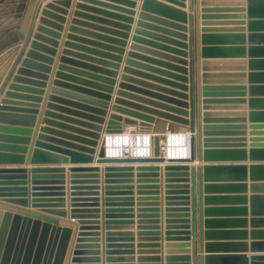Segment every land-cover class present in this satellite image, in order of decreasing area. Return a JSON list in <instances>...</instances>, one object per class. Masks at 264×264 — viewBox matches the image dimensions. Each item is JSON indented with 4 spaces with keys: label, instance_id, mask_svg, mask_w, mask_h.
<instances>
[{
    "label": "water",
    "instance_id": "95a60500",
    "mask_svg": "<svg viewBox=\"0 0 264 264\" xmlns=\"http://www.w3.org/2000/svg\"><path fill=\"white\" fill-rule=\"evenodd\" d=\"M247 1L248 34L245 31L209 30L207 27H203L201 34L203 112L199 107L197 118L192 79L193 62L189 51L190 45L187 43L189 40L187 22L192 13L185 10L187 7L186 0H144L145 8L168 16V19L158 20L178 30L171 31L177 35L175 39H168L171 41V45L159 44V46L180 57H171L175 64L166 63L171 69L157 67V65L131 58L127 60L124 71L189 92V95H182L181 93L171 95L148 91L120 82V87L130 86L133 90L160 101L145 100L146 105L125 101L121 98L124 95L123 91H118L112 105L114 113H110L107 119L95 113L78 111L49 103V107L82 117L91 123L81 121V124L77 125L76 123L64 124L46 119L49 124L60 125L67 130L76 132L77 135H71V133H66V135L77 141L61 140L60 142L66 145L65 148L38 142V147L29 150V155L26 156V146L15 147L6 142L19 141L27 143L29 137L12 135L5 133V131L30 134L31 129L5 126L1 125L0 122V164L23 163L25 161L34 164L52 161L108 164L104 168V193H106V196L122 188L123 190H130L134 185L128 184H134L136 181V194L140 196L136 202L138 206L136 235L139 242H154L162 239L160 194L161 190H164L166 224L163 236L167 241L185 242L187 250L170 251L164 254L163 264H196L197 221L199 223V245L206 252L205 255L200 256V264H250V259L253 260L251 264H264V255L249 257L245 253H220L229 250L246 252L249 247L253 250H264V215L250 214L249 205L250 201L255 198V195L251 196L249 194L250 191L252 194L264 191V145L257 143L248 145L246 137H240L245 135L247 127V125L239 122L241 121V117L238 115L241 114L240 111H233L235 117L228 118L221 116L224 115L223 111H216L217 109L210 107L213 102H241L244 100L245 92L248 89L250 95V121L264 122V0ZM64 3L67 4L68 2L65 1ZM245 3L244 0H201L202 6H241ZM22 6H19L20 10ZM56 8L58 7L55 6V3H48L43 9L42 15L44 18L48 16L58 17L51 11ZM141 17H149V15L141 13ZM44 18L41 19L42 23L47 22ZM43 30L46 29L42 26L38 27V33H35L31 50L28 51L22 67L27 65L36 66V63L31 61L33 58L51 61V58L36 52L37 49H44L48 52L53 51L39 41L45 39L49 43H53L52 40L47 39L40 33ZM135 40L141 39L135 37ZM247 41H249L248 45L246 44ZM246 54L248 55V73L243 68L244 66L239 65L231 68L234 71H227V68L215 70L220 68H214L209 61V58L215 57L235 56L246 58ZM109 56L117 58L112 54ZM244 60H237L236 63H244ZM108 64L113 67L118 66L115 63ZM61 67L67 68L64 65ZM70 70L98 79L100 83H92L97 91L80 89L84 90L87 95H76V93L70 91L55 90L89 102L101 108L98 111L104 113V110L110 107L112 98V95H110L112 87L107 84H113L114 78L110 75L88 73L81 69L70 68ZM24 72L28 71L24 68L18 69V75L13 80L14 83L22 79L20 74ZM247 76L249 79L248 85H246ZM14 83L10 84L8 90H14L17 87ZM12 95L11 91L5 93L0 101V112L6 110L37 112L36 109H24L9 105L10 101L7 98ZM227 96L235 98H224ZM123 115L127 117H123ZM230 119H237L234 120L237 123L224 122ZM160 121L164 122V126L169 125L170 122L188 126L190 133L189 156H169L167 158L165 153L167 139L164 133L165 129H154ZM127 126L138 128L140 133L148 136L151 152L147 156L131 154L128 151L125 155L119 156L108 153L109 139L112 136L123 134ZM47 129L55 131L47 127L44 128V130ZM102 130L107 134L106 136H104ZM40 136L51 138L43 133ZM54 151H59L60 155L54 153ZM196 157L204 164L197 167L190 165L189 163L195 161ZM226 161L233 162L224 163ZM159 163L165 165L161 167L158 165ZM109 164L137 165L135 167H125V165L113 167ZM69 170L72 173V178H82L81 176H83L94 179L97 178L100 168L70 167ZM65 171L64 167L0 168V201L18 206L17 211L0 207V264H21V262L22 264H31L32 261V264H40L43 258L46 260L49 258V262L54 259L53 264H62L68 248L69 235L72 232L70 226L58 227L48 220L43 222L42 219L36 218L32 221L34 230H32L28 239L25 254L21 261L24 243L20 245V242L22 238H26V232L24 235L23 228L18 230L16 222L20 220L23 223L26 221L31 222L30 219H27L26 208L28 207L35 208L39 213L46 212L63 218L69 216L64 198L58 197L63 196L64 193V187H60L59 184H64ZM28 178L30 179V187L28 186ZM40 179L58 180L60 182L48 186H39L37 183ZM161 182H163V185ZM73 184L71 187L70 218H77L80 228L77 232L76 243L69 264H96L99 261V257L95 256L98 254V246L93 245V243L91 245L85 243L88 241L86 240L88 235L84 233V230H86L85 226L89 224H98L96 221L89 222L85 218H87L86 214L88 212H98L95 209H89L91 207L88 206L98 201L96 198L100 187L98 183L76 185L79 183L74 181ZM76 192H88L87 196L91 197L81 199L76 197L79 196ZM110 198L108 197V204L111 202ZM81 202H85L86 205H80ZM86 208L88 209L85 210ZM22 214H25L26 217ZM110 214L112 213H108L107 217H111ZM90 218L97 217L91 216ZM41 225L43 230L37 240L38 228ZM51 229L62 230L63 236L58 246L56 242L51 240L45 253L46 241ZM108 235L110 236V234ZM90 236L97 235L92 234ZM249 237L251 238L250 242L248 241ZM107 238V241H110V237ZM191 245L192 249L190 251ZM110 248H112L111 243H107L106 264H110L109 262L115 260L114 257L110 256L112 250ZM123 248L125 249H122V253L130 255L120 259L125 262L123 264H136L134 263L136 260L134 249H131L130 245H125ZM85 254L93 256L88 257ZM53 255H55V258H53ZM193 257L194 263L192 262Z\"/></svg>",
    "mask_w": 264,
    "mask_h": 264
},
{
    "label": "crops",
    "instance_id": "0c3cea01",
    "mask_svg": "<svg viewBox=\"0 0 264 264\" xmlns=\"http://www.w3.org/2000/svg\"><path fill=\"white\" fill-rule=\"evenodd\" d=\"M62 1L68 2L65 4ZM127 1V2H125ZM164 1V0H161ZM241 6H202L201 0H186V11L192 13L187 25L189 27L187 35L189 40L187 43L190 45L189 51L192 59V79L194 87V100H195V115L197 118V110L200 107L202 111V30L203 27H207L209 30H222V31H245L248 32V1ZM48 3H55L56 9H52V13L58 15V17L42 15V11ZM81 4V5H79ZM22 9H19V6ZM79 5V6H78ZM124 8V10H122ZM207 10V11H203ZM141 13H146L149 17H141ZM62 17V19H61ZM46 19V23H42L41 19ZM158 19H168V16L163 15L155 10L147 9L144 7V0H1L0 2V101L5 96L7 91H11L13 95L7 98L9 105L18 106L24 109H36V113H30L26 111H1V125L23 127L31 129L30 134L27 133H11L12 135L29 137L27 143L23 142H6L12 146H26V156L29 155V150L35 149L38 142L53 145L55 147L65 148L66 145L60 142L63 141H77L70 138L66 133L71 135H77L76 132L67 130L65 127L49 124L46 119L57 121L58 123H76L81 121L91 123L82 117L69 114L65 111L59 110L54 107H49V103L68 107L78 111H86L88 113H95L108 118L112 111V105L114 97L117 96L118 91H123L124 95L121 96L125 101H132L136 103H142L146 105L145 100L160 101L151 96L139 93L129 87H120V82H125L128 85L140 87L148 91H155L159 93L173 94L181 93L189 95V92H184L176 88H172L165 84L143 78L136 74L125 72L124 68L127 66L128 59H135L151 65H157V67H164L169 69L166 63H174L171 57H180L168 52L161 45H171V41L168 39H175L176 34L171 31H178L171 26H168ZM42 26L44 29L40 33L53 41L49 43L45 39L39 40L42 45L50 47L53 51L48 52L44 49H37L36 52L51 58L48 62L42 58H33L31 61L36 63L34 65L23 66V61L26 59L27 53L31 50V43L34 41L35 33H38V27ZM23 34V38L21 35ZM135 37H139L141 40H135ZM22 38V39H21ZM249 41L246 42L248 45ZM115 55L117 58H112L109 55ZM246 58L238 57H215L209 58L210 65L214 68H220L215 70H223L227 68V71H234L236 65L244 66L246 73L249 72L248 55ZM189 59V58H188ZM245 59V60H244ZM243 61L241 64L236 61ZM108 63H115L116 67L109 65ZM64 65L67 68H62ZM134 67V66H131ZM24 68L28 72L20 74L21 80L14 83V77H16L18 69ZM72 69H81L88 73L99 75H110L114 78L113 84H107L112 87V98L110 100V107L104 110V113L99 112L101 108L83 101L78 97L68 96L55 89L62 91H70L76 93V95H87L84 90L97 91L95 85L92 83H100L98 79L89 77L87 75L75 73ZM135 69H139L134 67ZM163 68V69H164ZM171 69V68H170ZM62 73V75H61ZM246 85L249 84L248 76L246 78ZM17 85L14 90H8L10 84ZM244 100L238 101H220L213 102L210 107L217 109L216 111H223L222 113L228 118L235 117L233 111H240L238 114L241 117V124L247 125L244 136L247 140L246 143L251 145L257 143L264 145V122H251L249 118L250 104H249V90L245 92ZM235 98V97H224ZM200 100V102H199ZM203 112V111H202ZM237 115V114H236ZM123 117H127L123 115ZM230 119L224 121L229 124L237 123ZM239 120V119H238ZM81 124V123H80ZM75 125V124H74ZM47 127L55 131L44 130ZM135 129V130H134ZM154 129H165L164 133H187L188 126L176 122H170L169 125L164 126V122L160 121L155 125ZM44 134L48 137L40 136ZM104 133V130H102ZM125 133H129L131 136L136 134H142L138 131V128L127 126ZM107 134L104 133V136ZM237 137V136H230ZM256 140V142H255ZM9 150V149H8ZM14 151L15 149H10ZM59 154V151H54ZM60 155V154H59ZM197 160L190 165L198 166L204 164L203 161ZM233 161H226L224 163H231ZM249 163V161H247ZM108 164H98L96 162L91 163H72L71 161H52L43 163H32L25 161L23 163H3L0 164V168H27L33 167H64L66 169L65 176L63 178L64 184L60 187H64L63 196L68 209L69 216L67 218L51 215L46 212L39 213L35 208H26L27 219L31 222L17 221L18 230L23 228L24 235L26 232V238H22L20 245L23 244V252L21 261L25 254L28 239L34 230L32 221L36 218L50 221L53 225L70 226L72 232L68 239V248L63 258L62 264H69L71 253L76 243L77 232L80 225L78 219L70 218V205L72 199L71 187L74 185V181L79 183L76 185H86L82 183H98L100 189L98 190V201L90 204L89 209H95L98 212H88L85 218L87 221H96L98 224H89L85 226L84 233L86 236L85 243L97 245L99 261L96 264H106V245L111 243L110 256L115 260L109 262L110 264H123L120 259L125 256H130L122 253L125 245H130L134 249V256L136 264H163V255L170 251H186L187 247L185 242L167 241L163 236L165 217H164V203L165 194L164 190H161V231L162 239L154 242H139L137 241V199L140 197L136 194L135 184L130 190L119 189L111 192L109 196L104 193V168ZM113 167L124 166L135 167L137 164H109ZM158 165L165 164L159 163ZM70 167H99L97 178H72V173L69 170ZM198 179V175L196 174ZM56 179V178H55ZM137 179V176H136ZM28 186L30 187V179L28 178ZM60 182L58 180H41L38 181L39 186H48L52 183ZM163 185V182H161ZM131 187V186H130ZM83 191V190H80ZM85 191V190H84ZM81 199H86L88 192H76ZM255 198L250 201V214L264 215V191L252 194ZM51 197V196H42ZM108 197H111L110 204L107 202ZM147 197V196H141ZM198 198V187H197ZM198 202V200H197ZM1 208L18 210V206L10 204L8 202L0 201ZM83 203V204H82ZM80 205H86L85 202H81ZM94 205V206H93ZM86 207V206H81ZM23 209V208H22ZM86 208L85 210H87ZM93 213V214H92ZM108 213L111 217H107ZM22 216L26 217L25 214ZM95 216L97 218H90ZM197 217H198V204H197ZM197 221V248H196V264H200V256L205 255V249H201L199 245V230ZM250 229V228H248ZM43 230L42 225L38 228L37 240ZM96 234L97 236H90ZM110 234V236L108 235ZM108 235V236H107ZM62 230L51 229L48 233L46 250L50 241L59 242L62 238ZM93 237V238H91ZM110 237V241H107ZM64 238V237H63ZM92 240V242H91ZM95 240V241H93ZM251 241V238H248ZM192 249V245L189 248ZM220 253H245L249 257L252 255H264V250H253L249 247L246 252H240L235 250H229L227 252ZM192 254V252H191ZM50 255V254H49ZM34 256V254H33ZM45 256V255H44ZM85 256H93L91 254H85ZM55 258V255H53ZM253 260L250 259V264ZM33 262V261H32ZM31 262V264H32ZM43 258L40 264H53L54 259L49 263ZM192 262L194 263V257ZM22 264V262H21Z\"/></svg>",
    "mask_w": 264,
    "mask_h": 264
},
{
    "label": "bare ground",
    "instance_id": "6f19581e",
    "mask_svg": "<svg viewBox=\"0 0 264 264\" xmlns=\"http://www.w3.org/2000/svg\"><path fill=\"white\" fill-rule=\"evenodd\" d=\"M170 136V137H169ZM165 153L167 158L171 157H187L190 153V133H169L166 134ZM150 140L146 134H136L131 136L129 133L112 136L109 139L108 153L113 156L125 155L128 151L136 155H148L151 152L148 144ZM197 160L193 161L196 164ZM163 164V163H162ZM162 166V165H161Z\"/></svg>",
    "mask_w": 264,
    "mask_h": 264
},
{
    "label": "built area",
    "instance_id": "2783aa9c",
    "mask_svg": "<svg viewBox=\"0 0 264 264\" xmlns=\"http://www.w3.org/2000/svg\"><path fill=\"white\" fill-rule=\"evenodd\" d=\"M148 146H150V145L148 144Z\"/></svg>",
    "mask_w": 264,
    "mask_h": 264
},
{
    "label": "rangeland",
    "instance_id": "374dc122",
    "mask_svg": "<svg viewBox=\"0 0 264 264\" xmlns=\"http://www.w3.org/2000/svg\"><path fill=\"white\" fill-rule=\"evenodd\" d=\"M168 134V133H167ZM170 137V136H169Z\"/></svg>",
    "mask_w": 264,
    "mask_h": 264
}]
</instances>
